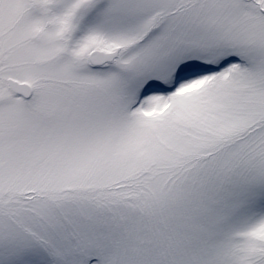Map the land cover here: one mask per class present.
Returning <instances> with one entry per match:
<instances>
[{
	"label": "snow or ice",
	"instance_id": "1",
	"mask_svg": "<svg viewBox=\"0 0 264 264\" xmlns=\"http://www.w3.org/2000/svg\"><path fill=\"white\" fill-rule=\"evenodd\" d=\"M0 264H264V0H0Z\"/></svg>",
	"mask_w": 264,
	"mask_h": 264
}]
</instances>
